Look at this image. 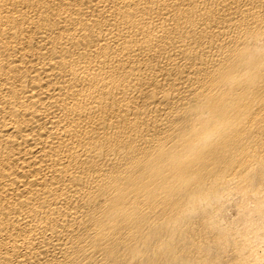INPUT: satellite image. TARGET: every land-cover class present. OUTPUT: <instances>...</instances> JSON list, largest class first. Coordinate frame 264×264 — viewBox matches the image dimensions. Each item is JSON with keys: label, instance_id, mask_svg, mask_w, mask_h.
<instances>
[{"label": "bare ground", "instance_id": "obj_1", "mask_svg": "<svg viewBox=\"0 0 264 264\" xmlns=\"http://www.w3.org/2000/svg\"><path fill=\"white\" fill-rule=\"evenodd\" d=\"M0 264H264V0H0Z\"/></svg>", "mask_w": 264, "mask_h": 264}, {"label": "rangeland", "instance_id": "obj_2", "mask_svg": "<svg viewBox=\"0 0 264 264\" xmlns=\"http://www.w3.org/2000/svg\"><path fill=\"white\" fill-rule=\"evenodd\" d=\"M232 208H234V207H231V208L229 207V210H228V212H227L228 215L226 214V218H227L226 220H227V222H228V221H229V222L234 221L233 219H234V218H235V219L237 218V217H236V212H234V211H235V210H234L235 208H234V209H232ZM230 211H231V212H230ZM229 213H231V216H230ZM232 213H233L234 216L232 215ZM234 213H235V214H234ZM230 217H231V218H230ZM232 217H234V218L232 219ZM228 219H229V220H228Z\"/></svg>", "mask_w": 264, "mask_h": 264}]
</instances>
